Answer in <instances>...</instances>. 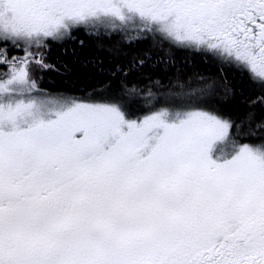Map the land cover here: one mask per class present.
Here are the masks:
<instances>
[{"label": "snow or ice", "instance_id": "snow-or-ice-1", "mask_svg": "<svg viewBox=\"0 0 264 264\" xmlns=\"http://www.w3.org/2000/svg\"><path fill=\"white\" fill-rule=\"evenodd\" d=\"M0 264H264V0H0Z\"/></svg>", "mask_w": 264, "mask_h": 264}]
</instances>
